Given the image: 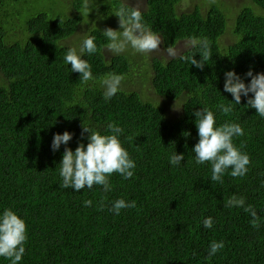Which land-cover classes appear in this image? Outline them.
<instances>
[{
  "label": "trees",
  "instance_id": "obj_1",
  "mask_svg": "<svg viewBox=\"0 0 264 264\" xmlns=\"http://www.w3.org/2000/svg\"><path fill=\"white\" fill-rule=\"evenodd\" d=\"M27 1L0 0V211L12 208L26 221L20 264H264V118L244 97L230 113L218 108L233 99L223 90L227 70L246 84L250 68L264 72V0H246L238 10L226 0H146L139 11L164 47L188 41L191 48L166 62L140 61L136 75L131 57L105 60L102 54L108 41L92 20L95 10L104 15L112 5L98 7L95 0L88 12L84 0H36L39 9L32 12ZM134 10L121 0L112 8L123 17ZM77 33L86 35L65 43ZM89 35L97 51L83 58L95 79L84 82L64 57ZM193 38L210 44L203 69L191 65L192 55L200 60L203 51ZM110 73L124 79L106 101L101 82ZM204 107L214 111L217 125L243 127L233 142L250 156L246 175L233 177L229 170L223 182L213 181L211 163H195L194 112ZM109 123L124 129L134 175L113 173L107 194L99 185L63 188L58 164L65 146L53 152V134L74 133L67 146L75 150L87 143L83 126L110 134ZM174 151L184 154L180 166L168 162ZM232 197H243L255 217L228 206ZM118 198L136 206L115 215L108 209ZM88 199L90 207L83 204ZM207 217L211 228L203 226ZM213 241L224 248L209 257ZM0 264L11 262L0 257Z\"/></svg>",
  "mask_w": 264,
  "mask_h": 264
},
{
  "label": "clouds",
  "instance_id": "obj_2",
  "mask_svg": "<svg viewBox=\"0 0 264 264\" xmlns=\"http://www.w3.org/2000/svg\"><path fill=\"white\" fill-rule=\"evenodd\" d=\"M90 6L95 7V0H84V7L90 11ZM120 29L115 30L106 28L102 33L108 43L107 48L119 53L126 50L130 45L139 53H151L157 50L161 44V36L153 31L144 23V18L139 10H134L128 17L121 14ZM96 37L89 35L83 40L79 49L69 48L64 60L68 65L71 64V71L78 72L84 82L94 80L90 63L83 58L84 54L92 55L97 51ZM199 44L203 50L200 54L201 59L197 60L194 55L191 57V65L198 69H203L205 61L209 60L212 53L208 40L192 39V45ZM103 54V50H102ZM114 58V57H113ZM106 60V59H105ZM225 80L223 90L230 93L232 101L228 104H220L218 108L227 114L233 111L234 105L241 103V98L246 99V106L255 109L257 115L264 118V72L253 73L250 68L245 77H250L246 84L244 78L235 72L227 70L224 73ZM123 76L110 73L101 82L104 88V99L106 101L120 91ZM249 93L252 95L249 96ZM183 106V105H181ZM180 106V107H181ZM180 107H176L179 109ZM195 126L198 133V142L192 148L195 163H211V180L223 182V177L229 173L233 177H241L247 174L248 166L251 163L250 156L237 147L233 140L234 137L244 135V129L240 123L225 122L217 125L216 116L212 109L204 107L194 112ZM107 129L110 134H102L100 130H91L83 126V132L88 133L87 143L78 142L75 150L67 145L72 140L74 133L64 131L63 133L53 134L51 149L58 151L64 145L62 158L59 162V176L62 177V187L71 188L75 192L94 185L102 187V192L107 194L113 190L111 176L113 173L119 174L123 179H130L134 175L136 162L131 158L128 150L123 146L121 135L124 129L115 123H109ZM82 132V135H83ZM185 135V134H184ZM190 133H186V136ZM184 160V154H177L175 151L168 157V162L172 166H180ZM104 199L100 202L101 209L105 207ZM84 206H92V200H84ZM109 211L119 215L122 209L134 208L135 200L118 198L110 202ZM243 197H232L228 201V206L244 207ZM245 211L251 212L255 217V212L251 207H244ZM205 228L213 226L211 217L203 220ZM28 239L27 225L24 218L12 208H4L0 211V257L10 260L11 264H20L25 253V244ZM224 248L223 241H213L210 244L208 255H215Z\"/></svg>",
  "mask_w": 264,
  "mask_h": 264
},
{
  "label": "rangeland",
  "instance_id": "obj_3",
  "mask_svg": "<svg viewBox=\"0 0 264 264\" xmlns=\"http://www.w3.org/2000/svg\"><path fill=\"white\" fill-rule=\"evenodd\" d=\"M72 1L75 2V0H72ZM96 1H97L96 6L98 7L103 6V5H112V8H114L115 0H96ZM121 1L124 4L136 10L143 11L146 8L145 0H121ZM226 1H228L229 4L236 5L237 6L236 10L242 8L244 4L248 3L246 0H245L246 2L244 0H226ZM27 2H28L26 4L27 8H29L32 12H35L36 10L39 9V6L37 5L36 0H29ZM185 2L186 1L184 0L183 3ZM112 8L109 11V13H105L104 16L102 15V13H99L98 11L95 10L97 18L93 17L92 23L95 24L94 27L97 24L96 28L100 29L101 31H104L106 28L122 30L120 29V25H119L120 24L119 15L117 12L112 11ZM91 15L93 16L94 13L92 12ZM87 18L92 19L91 16H88ZM79 34L80 33L73 35L68 40H66L65 43H67L68 45H71V44L76 43L77 41L80 42L86 34L82 35L81 37H79ZM189 48H191V45H189L188 41H182V42L177 43L173 48L168 49L164 47L162 43V39H161V44L159 48L157 50L152 51L151 53H139L129 45L125 51L119 52V53L113 52L112 50L105 47L103 49V55L106 60H111L113 57L117 55H125V56L131 57L132 60L134 59V62H138L136 63V67L133 71V74L136 75L137 74L136 72L139 71L143 67L142 62L140 61L152 60L153 58H157L161 61L166 62L173 58L179 57L182 53H184ZM143 63H146V62H143Z\"/></svg>",
  "mask_w": 264,
  "mask_h": 264
},
{
  "label": "flooded vegetation",
  "instance_id": "obj_4",
  "mask_svg": "<svg viewBox=\"0 0 264 264\" xmlns=\"http://www.w3.org/2000/svg\"><path fill=\"white\" fill-rule=\"evenodd\" d=\"M145 4H146V0H145ZM103 15V14H102ZM104 16V15H103Z\"/></svg>",
  "mask_w": 264,
  "mask_h": 264
}]
</instances>
